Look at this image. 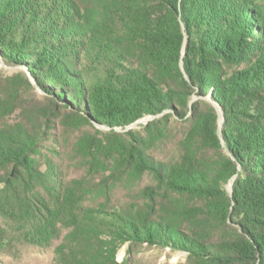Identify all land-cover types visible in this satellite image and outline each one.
I'll list each match as a JSON object with an SVG mask.
<instances>
[{
  "label": "trees",
  "instance_id": "trees-1",
  "mask_svg": "<svg viewBox=\"0 0 264 264\" xmlns=\"http://www.w3.org/2000/svg\"><path fill=\"white\" fill-rule=\"evenodd\" d=\"M36 1L0 0V53L49 96L15 123L4 121L14 103L0 98V243L6 225L40 239L65 224L76 264H96L83 253L102 222L119 242L185 251L184 264H264V115L248 99L264 91V6L80 0L87 15L69 31L56 0ZM59 114L67 126L110 128L77 137L70 178L55 148L40 157L38 147ZM146 116L138 130H114ZM116 188L133 200L125 209L112 203Z\"/></svg>",
  "mask_w": 264,
  "mask_h": 264
},
{
  "label": "rangeland",
  "instance_id": "rangeland-1",
  "mask_svg": "<svg viewBox=\"0 0 264 264\" xmlns=\"http://www.w3.org/2000/svg\"><path fill=\"white\" fill-rule=\"evenodd\" d=\"M34 1L36 3L38 2L36 0ZM245 2L248 3L245 5L250 9H256L257 7L261 11L264 6V0H242V3ZM50 6L62 10V20L58 23L69 31H72L77 25L83 23L81 17L87 15V10H85L87 4L80 2V0H61V2L60 0H56V2L52 1V5ZM25 10H28V8ZM63 12L66 14L64 15ZM78 39L76 36L73 37V40L67 37L63 43L66 46L70 44L74 45L75 43L77 45ZM74 54L76 56L79 55L76 49L74 50ZM248 63L250 62L246 58L241 59V68L245 67ZM237 68L241 69L240 67ZM23 79H27L31 85L28 86L23 82ZM2 97L12 100V103H14L12 106L9 105V114L4 118V121L7 123L25 122V117L21 112L25 105H42L49 99L48 94L35 83V80L23 65L11 62L8 57H4L0 53V98ZM193 98L196 99L198 97L193 95ZM248 99L251 107L254 110H259L258 113L264 115V91L261 90L251 93L248 95ZM212 104L215 105L218 112V135L226 150L223 137L225 132V119L218 105L213 102ZM61 105V102H59L56 109H59L60 112L65 114L68 110ZM64 114L53 117L52 127L47 128L41 135L38 147L41 152L40 157L42 155H48V150L55 148V151L62 158L61 162L59 161L62 171L66 177L70 178L77 176L80 171L74 167L75 161L71 158L74 155L73 144L77 137L83 133H88L98 139H103L104 136L109 134L110 128L98 123H93V126H67L65 125L67 123ZM150 118L146 116L127 125L125 128L115 127L114 130L119 134L127 129L138 130L140 125ZM260 124L264 126V117L261 118ZM226 188H230V182ZM116 189L118 190L113 195L114 200L112 203L125 209L133 200L127 190H123V188ZM94 228L98 231V235L90 239V250L86 251L87 254H83L92 262L93 258L94 260L96 259V264H184L186 262V252L181 249H172L168 246L160 247L145 243L130 244L128 241L119 242V240L102 232L104 231L102 222H96ZM4 229V242L0 243V264H76L77 259H75V255L79 257L82 255L79 246H75V243L71 244L70 247L62 244L65 235L70 230L65 224L59 223L53 233L43 234L40 239L33 238L31 235L28 237L25 236L20 232L21 230L12 228V225H6ZM41 239L43 242H37V240ZM61 245L64 246L63 249L59 248L62 247Z\"/></svg>",
  "mask_w": 264,
  "mask_h": 264
},
{
  "label": "water",
  "instance_id": "water-1",
  "mask_svg": "<svg viewBox=\"0 0 264 264\" xmlns=\"http://www.w3.org/2000/svg\"><path fill=\"white\" fill-rule=\"evenodd\" d=\"M230 186H231V182H230ZM228 191L231 193V188H229Z\"/></svg>",
  "mask_w": 264,
  "mask_h": 264
}]
</instances>
